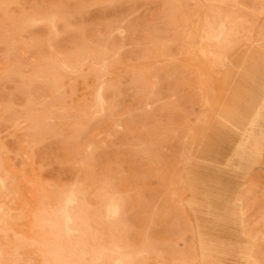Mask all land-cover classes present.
Masks as SVG:
<instances>
[{"label": "rangeland", "instance_id": "rangeland-1", "mask_svg": "<svg viewBox=\"0 0 264 264\" xmlns=\"http://www.w3.org/2000/svg\"><path fill=\"white\" fill-rule=\"evenodd\" d=\"M261 110L264 0H0V264H264Z\"/></svg>", "mask_w": 264, "mask_h": 264}, {"label": "clouds", "instance_id": "clouds-1", "mask_svg": "<svg viewBox=\"0 0 264 264\" xmlns=\"http://www.w3.org/2000/svg\"><path fill=\"white\" fill-rule=\"evenodd\" d=\"M73 203V201L71 199H69L68 201H66V205H71ZM107 212L109 215L111 216H115L119 214V208L116 205H110L107 209ZM66 222L67 223H71V219L70 217H66Z\"/></svg>", "mask_w": 264, "mask_h": 264}, {"label": "crops", "instance_id": "crops-1", "mask_svg": "<svg viewBox=\"0 0 264 264\" xmlns=\"http://www.w3.org/2000/svg\"><path fill=\"white\" fill-rule=\"evenodd\" d=\"M262 111V110H261ZM263 113H261V114H263L264 115V111H262Z\"/></svg>", "mask_w": 264, "mask_h": 264}, {"label": "bare ground", "instance_id": "bare-ground-1", "mask_svg": "<svg viewBox=\"0 0 264 264\" xmlns=\"http://www.w3.org/2000/svg\"><path fill=\"white\" fill-rule=\"evenodd\" d=\"M198 47V46H197ZM199 48V47H198ZM200 50V49H199ZM65 215V214H64ZM63 218H65V217H63ZM123 263V262H122Z\"/></svg>", "mask_w": 264, "mask_h": 264}]
</instances>
